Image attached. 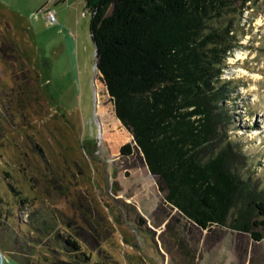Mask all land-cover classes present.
Masks as SVG:
<instances>
[{"label":"rangeland","instance_id":"rangeland-1","mask_svg":"<svg viewBox=\"0 0 264 264\" xmlns=\"http://www.w3.org/2000/svg\"><path fill=\"white\" fill-rule=\"evenodd\" d=\"M43 1L0 4V236L34 262L264 264V225L252 227L258 242L233 229L234 211L227 225L203 229L166 202L97 72L88 9L71 18L54 6L74 29L65 43ZM241 4L223 26L233 41L222 75L227 140L264 199V0ZM127 143L129 156L120 151Z\"/></svg>","mask_w":264,"mask_h":264},{"label":"trees","instance_id":"trees-1","mask_svg":"<svg viewBox=\"0 0 264 264\" xmlns=\"http://www.w3.org/2000/svg\"><path fill=\"white\" fill-rule=\"evenodd\" d=\"M246 1L86 0L96 69L116 118L160 178L166 202L204 229L227 225L232 211L236 230L264 225L253 220L256 213L264 217V199L241 174L247 161L227 140L230 117L223 106L231 90L223 69L233 48L223 26ZM120 151L129 156L133 146ZM65 246L81 250L72 239Z\"/></svg>","mask_w":264,"mask_h":264},{"label":"crops","instance_id":"crops-1","mask_svg":"<svg viewBox=\"0 0 264 264\" xmlns=\"http://www.w3.org/2000/svg\"><path fill=\"white\" fill-rule=\"evenodd\" d=\"M0 4L4 3V0H0ZM62 5H65L69 8L71 18L74 16H77L78 10H81L83 7H86V0H44L42 8L46 11L47 10H53L55 12V15L58 13L57 22H51L49 21L48 17V26L49 28H53L54 32L58 36H62V38L65 40V43H67V40L74 38V29L70 26V23L68 25L64 22V20L61 18L62 10L61 8L58 9L54 7L57 3H61ZM87 9V8H86ZM56 23V24H55ZM91 35V34H90ZM60 36V37H61ZM0 264H26L21 257L19 253L13 248L10 240H8L6 237L0 236Z\"/></svg>","mask_w":264,"mask_h":264},{"label":"built area","instance_id":"built-area-1","mask_svg":"<svg viewBox=\"0 0 264 264\" xmlns=\"http://www.w3.org/2000/svg\"><path fill=\"white\" fill-rule=\"evenodd\" d=\"M47 17L51 22H57L55 12L53 10H47Z\"/></svg>","mask_w":264,"mask_h":264},{"label":"water","instance_id":"water-1","mask_svg":"<svg viewBox=\"0 0 264 264\" xmlns=\"http://www.w3.org/2000/svg\"><path fill=\"white\" fill-rule=\"evenodd\" d=\"M253 220H258V219H257V217H254ZM231 222H232V221H231ZM216 226H218V225H216ZM199 227H200V226H199ZM252 227L254 228V227H260V226H255V225H253ZM201 228H202V227H201ZM203 229H204V228H203ZM208 229H209V228H208ZM233 229H234V228H233ZM234 230H236V229H234ZM239 231H241V230H239ZM254 231H255V230H254ZM243 232H244V231H243ZM250 232H251V235H252V237H253L252 231H250ZM250 232H246V233H250ZM260 234H261V233H260ZM253 239H255V238L253 237ZM255 240L258 241V242H260V241L262 240V238H261L260 240H257V239H255ZM0 254H1V249H0Z\"/></svg>","mask_w":264,"mask_h":264}]
</instances>
